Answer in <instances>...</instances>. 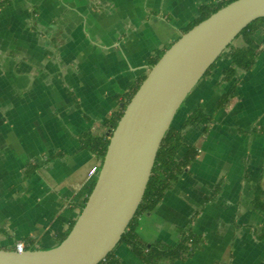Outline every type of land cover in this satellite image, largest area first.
<instances>
[{"label":"crops","instance_id":"0c3cea01","mask_svg":"<svg viewBox=\"0 0 264 264\" xmlns=\"http://www.w3.org/2000/svg\"><path fill=\"white\" fill-rule=\"evenodd\" d=\"M224 0H0V249L58 246L70 232L101 162L84 135L107 134L104 122L199 17ZM253 68L239 70L238 94L216 110L232 83L222 81L227 50L187 97L172 125L199 105L208 125L185 129L199 154L136 232L148 245L196 243L179 259L156 264H264V35ZM245 45L243 37L234 47ZM181 149L179 155H183ZM118 264H148L129 245Z\"/></svg>","mask_w":264,"mask_h":264},{"label":"water","instance_id":"95a60500","mask_svg":"<svg viewBox=\"0 0 264 264\" xmlns=\"http://www.w3.org/2000/svg\"><path fill=\"white\" fill-rule=\"evenodd\" d=\"M264 0H236L183 34L152 67L114 130L96 184L67 238L48 250L0 249V264H99L119 245L174 118Z\"/></svg>","mask_w":264,"mask_h":264},{"label":"trees","instance_id":"16d2710c","mask_svg":"<svg viewBox=\"0 0 264 264\" xmlns=\"http://www.w3.org/2000/svg\"><path fill=\"white\" fill-rule=\"evenodd\" d=\"M236 0H224L217 4L202 5L199 10V17L189 24L184 30L183 34H186L194 27L199 25L204 20L218 12L223 7L235 2ZM261 32L264 35V18H259L250 23L235 39L243 37L245 45L242 47H234V42L226 49L231 51L230 66L222 73V81L224 83H232L231 88L227 94H225L216 107L219 111L225 107L231 99L238 94L239 78L237 73L239 70H250L257 62L260 46L253 39L254 35ZM169 46L167 50L170 48ZM166 50V51H167ZM166 51H158L154 58L150 62V70L157 62L162 58ZM225 51V52H226ZM224 52V53H225ZM223 53V54H224ZM222 54V55H223ZM218 60L207 70L202 79H204L215 67ZM149 70V71H150ZM147 74H144L131 88L123 95L122 100L119 102V108L111 114V116L104 122V126L107 129V134L103 136H91L84 135L82 138V145L84 149H87L91 153L97 156L98 160L102 163L106 156L110 140L114 130L117 128L120 120L122 119L127 106L134 98L141 85L147 78ZM213 117L209 116L202 105L197 106L187 117L185 123L180 128H174L173 126L166 132L162 141L161 147L158 151L152 175L147 185L144 197L140 203L138 210L133 217L132 221L128 225L125 233L122 235L119 244H127L133 251V253L140 258L143 262L148 264H156L161 260L167 259H179L183 258L190 250V244L196 243L194 235L188 232L184 238L174 247H165L161 245L148 246L137 234L136 224L139 216L144 214H150L161 203L166 192L178 182L180 177L184 174L186 169L194 163L199 151L187 143L184 139V131L187 127L192 125L204 124L208 125L212 122ZM185 149L183 155H179L180 150ZM96 180L93 182L87 192L86 199L81 205V213L88 202L90 195L92 194ZM254 205L257 210H261L264 213V204L260 202V194L257 195L254 200ZM76 222L70 224V231L73 229ZM68 234H62L58 237V244H61ZM261 237L264 239V223L262 228ZM28 248H26L27 250ZM35 251L34 249H30ZM119 260L115 258L114 251L109 253L107 257L99 264H118Z\"/></svg>","mask_w":264,"mask_h":264},{"label":"built area","instance_id":"2783aa9c","mask_svg":"<svg viewBox=\"0 0 264 264\" xmlns=\"http://www.w3.org/2000/svg\"><path fill=\"white\" fill-rule=\"evenodd\" d=\"M101 164L98 166H93L90 171L88 172L87 176L89 179H97V176L100 171ZM14 250H17L18 252H23L26 250L25 244L23 242H18L16 244V247Z\"/></svg>","mask_w":264,"mask_h":264},{"label":"rangeland","instance_id":"374dc122","mask_svg":"<svg viewBox=\"0 0 264 264\" xmlns=\"http://www.w3.org/2000/svg\"><path fill=\"white\" fill-rule=\"evenodd\" d=\"M225 54H223L222 56H224ZM184 109V105L181 106V108L179 109V111L177 112L175 118H174V121L172 123V125H174V123H176V119L177 117L180 115V113L182 112V110ZM184 111V110H183Z\"/></svg>","mask_w":264,"mask_h":264}]
</instances>
